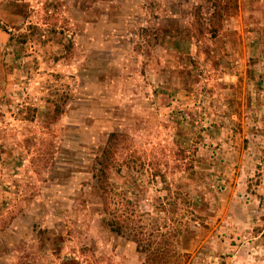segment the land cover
<instances>
[{
  "label": "rangeland",
  "instance_id": "rangeland-1",
  "mask_svg": "<svg viewBox=\"0 0 264 264\" xmlns=\"http://www.w3.org/2000/svg\"><path fill=\"white\" fill-rule=\"evenodd\" d=\"M0 264H264V0H0Z\"/></svg>",
  "mask_w": 264,
  "mask_h": 264
},
{
  "label": "trees",
  "instance_id": "trees-1",
  "mask_svg": "<svg viewBox=\"0 0 264 264\" xmlns=\"http://www.w3.org/2000/svg\"><path fill=\"white\" fill-rule=\"evenodd\" d=\"M113 134H111L110 136L112 137ZM103 153V152H101ZM106 159L104 160H100L99 158L97 159V164H98V172L99 175H95L96 180H99V183L101 181V183L99 184V190L106 192V182H107V170H106ZM98 187V186H97Z\"/></svg>",
  "mask_w": 264,
  "mask_h": 264
}]
</instances>
